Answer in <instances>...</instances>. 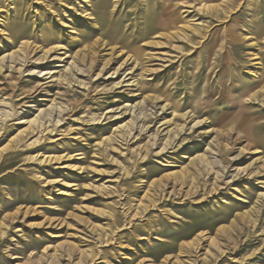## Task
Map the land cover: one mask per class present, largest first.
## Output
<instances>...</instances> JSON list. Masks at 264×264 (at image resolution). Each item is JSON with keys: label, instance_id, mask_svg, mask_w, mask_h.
Segmentation results:
<instances>
[{"label": "rangeland", "instance_id": "1", "mask_svg": "<svg viewBox=\"0 0 264 264\" xmlns=\"http://www.w3.org/2000/svg\"><path fill=\"white\" fill-rule=\"evenodd\" d=\"M0 264H264V0H0Z\"/></svg>", "mask_w": 264, "mask_h": 264}, {"label": "bare ground", "instance_id": "2", "mask_svg": "<svg viewBox=\"0 0 264 264\" xmlns=\"http://www.w3.org/2000/svg\"><path fill=\"white\" fill-rule=\"evenodd\" d=\"M246 115V114H245ZM248 117V116H247ZM243 121V120H242ZM244 124H245V121H244ZM243 125V124H242ZM195 168V167H194ZM194 171V170H193ZM195 172V171H194ZM189 175H188V173H186L185 172V174H182L181 175V178H179V180L181 179L182 180V182H183V184L184 183H186V178L188 177ZM240 217H241V219H243V217L241 216V215H239ZM223 219H225V218H227L226 217V215H224L223 217H222ZM237 219H238V217H236ZM248 221V220H247ZM240 222V221H239ZM244 222V221H243ZM251 222H252V220H251ZM250 222V223H251ZM235 223V222H234ZM232 226V225H231ZM222 229V228H221ZM225 230V229H224Z\"/></svg>", "mask_w": 264, "mask_h": 264}]
</instances>
